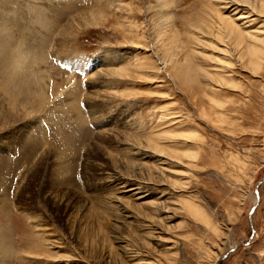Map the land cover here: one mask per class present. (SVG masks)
Wrapping results in <instances>:
<instances>
[{
    "label": "rangeland",
    "instance_id": "1",
    "mask_svg": "<svg viewBox=\"0 0 264 264\" xmlns=\"http://www.w3.org/2000/svg\"><path fill=\"white\" fill-rule=\"evenodd\" d=\"M0 49V264H264V0H0Z\"/></svg>",
    "mask_w": 264,
    "mask_h": 264
},
{
    "label": "bare ground",
    "instance_id": "2",
    "mask_svg": "<svg viewBox=\"0 0 264 264\" xmlns=\"http://www.w3.org/2000/svg\"><path fill=\"white\" fill-rule=\"evenodd\" d=\"M162 1V0H161ZM163 9V8H162ZM99 15V14H98ZM88 19V18H87ZM90 21V20H89ZM98 21V20H97ZM88 22V21H87ZM162 22V21H161ZM236 34L237 36L236 37H239V38H241L243 35H241L240 33H238V31H236V29H234L233 27H229V34ZM1 50V49H0ZM27 52H28V50H27ZM30 52H32V49H31V51ZM24 53V52H23ZM23 53H21V51L20 50H18L17 49V51L14 53L15 55H24ZM13 54V52L12 53H10V55H12ZM29 54V53H28ZM26 56V55H25ZM24 57V56H23ZM23 59V58H22ZM30 61V60H29ZM20 64H22L21 62L19 63V65ZM14 66H12V68H13ZM38 83V82H37ZM39 89V88H38ZM37 90V89H36ZM30 91V90H29ZM12 110H14V109H12ZM11 110V111H12ZM67 110H69V108H67ZM83 110V109H82ZM0 111H2V112H4V113H8L13 119H14V122H15V120L19 117V115L17 114V112L14 114V112L13 113H11L9 110H0ZM66 111V110H65ZM70 112V111H69ZM68 112V113H69ZM19 113V112H18ZM3 114V113H2ZM8 114H6V115H4V117H7V118H10V116L8 115ZM71 114V113H70ZM17 115H18V117H17ZM78 115H79V112H78ZM71 119V118H70ZM4 121V120H3ZM1 122V121H0ZM79 122V121H78ZM80 123V122H79ZM79 123H77L78 125H79ZM82 123V122H81ZM80 123V125H81V130L83 131V135L81 136V135H79V137H81L82 138V140H84L85 141V139H84V134H88V132H87V129H86V127H84L83 126V124H81ZM75 124V123H74ZM73 124V125H74ZM6 125V124H5ZM45 125V124H44ZM79 125V126H80ZM40 126V125H39ZM42 127H44V126H42ZM42 127H40L41 129H42ZM45 127H46V125H45ZM76 127V126H75ZM77 128H79L78 126H77ZM14 129V128H13ZM37 129L35 128V130L34 131H36ZM47 130V129H46ZM74 130V129H73ZM78 130V129H77ZM81 130H79V133H81ZM41 133H43V131H40ZM46 132V131H45ZM77 132V131H76ZM87 132V133H86ZM90 133H91V131L89 132V136H88V138L86 139V140H88L89 138H90ZM37 132L36 133H34L33 132V134H31L30 133V136L29 137H27L26 139H25V141L27 142V144H26V146L23 148L24 149V151H23V155L25 156V154L26 153H28V155L31 157V155H35L36 154V152L38 151V149H40L41 147H42V144H40L41 142H39V140H37ZM44 134V133H43ZM72 136V135H71ZM47 137V136H46ZM29 138V139H28ZM78 138V137H77ZM77 138H75L74 140H77ZM81 138H78L79 140L81 139ZM46 138H44V140H45ZM48 139V138H47ZM37 140V141H36ZM46 143V142H45ZM48 144H49V142H47ZM41 145V147L39 146L38 147V145ZM81 145H84L83 143L81 144ZM43 146H44V144H43ZM80 148V147H79ZM65 149H67V151L65 152L64 150ZM63 151H61L60 152V157H61V161H58V165H60L59 166V168L61 167V168H63V169H65V170H69V169H71L73 166H74V162H75V160H76V158H78V155H79V149H78V154L75 156V157H72V158H70V157H68V154H66L68 151L70 152L71 150H70V148H65ZM33 150H35V151H33ZM98 150V149H97ZM85 151V150H84ZM30 153V154H29ZM4 157V156H3ZM30 157L28 158V159H30ZM33 158V157H32ZM84 158V157H83ZM31 160V159H30ZM6 162H7V159H5V162L4 161H2L1 160V163H2V165H4V164H6ZM77 162V161H76ZM75 162V163H76ZM17 164V163H16ZM15 164V165H16ZM90 164V163H89ZM12 164H10L9 166H7L6 167V165H5V167H6V170H7V168L9 169V167L11 166ZM91 165V164H90ZM86 166H87V164H86ZM93 166V165H92ZM94 167V166H93ZM89 168V167H88ZM94 168H96V167H94ZM91 169V168H90ZM93 169V168H92ZM39 170V168H37L36 169V171H38ZM52 171V170H51ZM70 171V170H69ZM68 171V172H69ZM86 171H87V169H86ZM91 171V170H90ZM65 172H67V171H65ZM108 172H109V170H108ZM9 173V172H8ZM14 173V172H13ZM62 173V172H61ZM60 173V174H61ZM110 173V172H109ZM108 173V175H110ZM35 174V173H34ZM33 174V175H34ZM64 174V173H63ZM70 174V173H69ZM103 174L105 175L106 173H104L103 171H102V169H98V167L94 170V171H92V172H90V177L92 178V181H94V180H96L97 179V181L99 182V183H103L104 181L106 182L107 181V179H108V175H106V176H104V178H103ZM111 174H112V172H111ZM15 175V174H14ZM100 175V176H99ZM12 176H13V174H12ZM63 177V176H62ZM110 177H111V175H110ZM90 178V179H91ZM112 178V177H111ZM89 179V178H88ZM117 179V178H116ZM113 180H115V179H113ZM90 181V180H89ZM103 185H104V183H103ZM146 190V189H145ZM44 192V197H46L47 199H48V201H49V203L52 205V207H53V211H55V213L57 214L58 213V211L59 212H61V213H67V215L69 216V214H70V216L72 215V212H73V209L74 208H78V204L81 202V200H80V198L76 195V193H73V192H71V191H53V190H49V189H46L45 191H43ZM155 208H157V207H155ZM69 213V214H68ZM74 216V215H73Z\"/></svg>",
    "mask_w": 264,
    "mask_h": 264
},
{
    "label": "water",
    "instance_id": "3",
    "mask_svg": "<svg viewBox=\"0 0 264 264\" xmlns=\"http://www.w3.org/2000/svg\"><path fill=\"white\" fill-rule=\"evenodd\" d=\"M218 260H219V259H217L216 262H215L214 264H218Z\"/></svg>",
    "mask_w": 264,
    "mask_h": 264
}]
</instances>
